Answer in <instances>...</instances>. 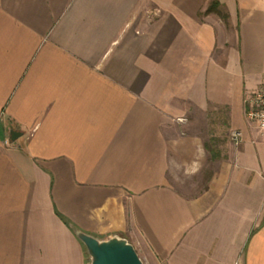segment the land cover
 I'll return each mask as SVG.
<instances>
[{"label":"crops","instance_id":"obj_1","mask_svg":"<svg viewBox=\"0 0 264 264\" xmlns=\"http://www.w3.org/2000/svg\"><path fill=\"white\" fill-rule=\"evenodd\" d=\"M212 1L0 0V264H264V0Z\"/></svg>","mask_w":264,"mask_h":264},{"label":"water","instance_id":"obj_2","mask_svg":"<svg viewBox=\"0 0 264 264\" xmlns=\"http://www.w3.org/2000/svg\"><path fill=\"white\" fill-rule=\"evenodd\" d=\"M22 135L18 130H10L12 141ZM75 235L85 246L90 264H144L134 245L126 238L114 235L108 239H99L78 229L75 230Z\"/></svg>","mask_w":264,"mask_h":264},{"label":"built area","instance_id":"obj_3","mask_svg":"<svg viewBox=\"0 0 264 264\" xmlns=\"http://www.w3.org/2000/svg\"><path fill=\"white\" fill-rule=\"evenodd\" d=\"M246 117L264 129V84L247 97ZM241 137L242 133L240 131H234L232 133V139L235 143H239Z\"/></svg>","mask_w":264,"mask_h":264},{"label":"rangeland","instance_id":"obj_4","mask_svg":"<svg viewBox=\"0 0 264 264\" xmlns=\"http://www.w3.org/2000/svg\"><path fill=\"white\" fill-rule=\"evenodd\" d=\"M209 121L208 120H203V119H200L199 120V127L201 128L202 131H206L207 129H209V127L207 128V125ZM222 138L221 137H210L208 139V144L211 143L213 145L215 144H220V141ZM211 171V167L210 165H208L206 168H204L202 174H200L198 177H195V178H189L187 180L184 181L183 183V187L184 188H191L193 187V190L194 188H202L203 185H202V181L204 178H206L208 176V173ZM134 247L136 248L139 256L141 257V259L143 260L144 264H158L157 262H154L149 256L148 254L146 253L145 249L143 248V246L137 242L134 241ZM89 257V256H88ZM90 259V258H89ZM88 263H89V260H88Z\"/></svg>","mask_w":264,"mask_h":264},{"label":"trees","instance_id":"obj_5","mask_svg":"<svg viewBox=\"0 0 264 264\" xmlns=\"http://www.w3.org/2000/svg\"><path fill=\"white\" fill-rule=\"evenodd\" d=\"M219 6H220L219 2L217 0H214L211 2L208 11H210V12L214 11V12L218 13L224 20H227V15L219 9ZM206 147L209 150V144H207Z\"/></svg>","mask_w":264,"mask_h":264}]
</instances>
